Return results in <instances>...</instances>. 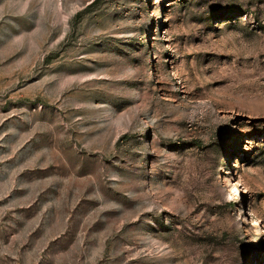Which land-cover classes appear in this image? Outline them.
<instances>
[{
  "label": "rangeland",
  "instance_id": "obj_1",
  "mask_svg": "<svg viewBox=\"0 0 264 264\" xmlns=\"http://www.w3.org/2000/svg\"><path fill=\"white\" fill-rule=\"evenodd\" d=\"M0 264H264V0H0Z\"/></svg>",
  "mask_w": 264,
  "mask_h": 264
},
{
  "label": "bare ground",
  "instance_id": "obj_2",
  "mask_svg": "<svg viewBox=\"0 0 264 264\" xmlns=\"http://www.w3.org/2000/svg\"><path fill=\"white\" fill-rule=\"evenodd\" d=\"M231 192L233 193V190H231ZM235 194H236V197L239 195V188H236V193Z\"/></svg>",
  "mask_w": 264,
  "mask_h": 264
},
{
  "label": "trees",
  "instance_id": "obj_3",
  "mask_svg": "<svg viewBox=\"0 0 264 264\" xmlns=\"http://www.w3.org/2000/svg\"><path fill=\"white\" fill-rule=\"evenodd\" d=\"M230 204H231V202H230ZM235 204H237V203L234 202V205H235Z\"/></svg>",
  "mask_w": 264,
  "mask_h": 264
}]
</instances>
